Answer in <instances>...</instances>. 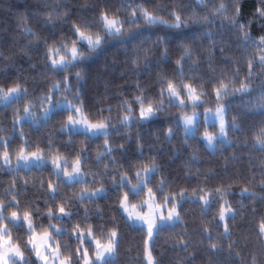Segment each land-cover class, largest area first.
I'll list each match as a JSON object with an SVG mask.
<instances>
[{
  "label": "snow or ice",
  "instance_id": "1",
  "mask_svg": "<svg viewBox=\"0 0 264 264\" xmlns=\"http://www.w3.org/2000/svg\"><path fill=\"white\" fill-rule=\"evenodd\" d=\"M150 3L151 0H119L117 5L113 0H94L89 6L91 15L74 16L75 9L64 0L54 5L42 0L34 17L26 14L19 17L22 39L27 42H18V51L7 56L0 52V58L8 65L15 64L18 57L26 58L28 67L37 76L31 81L23 76L0 78V104L5 108L15 105L11 112V132L20 137L23 145L14 152V136L0 137V160L3 161L0 167L18 173L21 168L29 170L33 163L43 170L50 162L51 170L47 182L41 178L39 183L42 198L27 199L28 181L25 179L21 185L15 175L0 193V264H116L121 243L120 225L113 216L109 227L100 212H97L99 222L92 220L87 206L100 198L114 197V211L124 223L146 233L144 264H159L151 243L165 227H183L181 238L173 246L188 250L187 225L182 215L183 206L188 202L198 201L203 214L218 205V212L203 229L209 241L213 240V224L223 238L231 236L229 220L236 217L227 199L234 195L231 186L221 183L209 187L206 176L204 187L197 185L190 194L185 187L177 193L172 187L174 182L164 176L163 166L151 149L145 155L139 130L176 108L177 114L170 115L166 140L171 141L181 130L183 147L192 148L195 154L200 146L212 152L217 151L218 146L221 149L232 147L235 141L229 138L230 133H243L245 149L250 145L251 151L264 153V81L252 108L229 120L230 98L251 96L256 92L252 86L254 69L257 65L264 68V0H259L251 18L243 22L240 0H219V3L218 0H207V3L195 0L193 5L183 9H150L146 7ZM185 12L191 15L186 16ZM27 23L32 27H27ZM257 23L262 33L258 40L251 32L252 25ZM226 30L236 37L240 51L239 58L225 57V64L235 63L236 70L232 72L226 67L217 73L209 59L207 73L186 72V66L200 68L204 65L203 41L211 40V47L215 49L214 37ZM153 34L157 39L152 47H147L145 42ZM112 43L124 45L128 53L124 60L125 71L121 73L124 81L115 92L116 115L112 116L111 98L107 109L101 107L95 114L88 110L85 115L88 106L83 99L82 86L88 82V61ZM219 51L223 54L225 49L221 47ZM241 58H246L247 63L243 79L240 78ZM38 77L43 78V84ZM37 102L39 112L35 110ZM64 113H67L66 118L57 121L60 133L79 132L86 141L102 139L103 142L97 144L94 162L103 163V170L89 166L93 158L87 154V142L75 151L71 160L72 153L59 155V146L54 153L52 141L47 151L38 142L35 151L28 150L31 143L25 139L24 122L38 119L47 122ZM246 117L258 119L247 127ZM133 128L137 141L134 156L128 148ZM121 134L125 136L124 142L114 145V135ZM189 141H194L196 147ZM69 147H72L71 141ZM105 160L108 163H104ZM261 170L264 172V166ZM157 175L161 177L159 180H156ZM199 175L197 171L196 176ZM77 185H82L79 192L68 195L65 190ZM261 189L264 190V184ZM247 192L249 189L244 188L241 195ZM253 215H256L255 210ZM221 226L223 231L219 232ZM21 230L26 240L19 234L14 235ZM63 237H67L69 244L62 243ZM256 238L259 254L252 252L247 258L233 252L237 247L235 241L229 243L228 252L236 264H264V215L260 217ZM71 241H77L74 250ZM221 250L218 243L209 244L211 253Z\"/></svg>",
  "mask_w": 264,
  "mask_h": 264
},
{
  "label": "trees",
  "instance_id": "2",
  "mask_svg": "<svg viewBox=\"0 0 264 264\" xmlns=\"http://www.w3.org/2000/svg\"><path fill=\"white\" fill-rule=\"evenodd\" d=\"M57 2L58 0H48V3L53 5ZM93 2L94 0H64V3L75 9L74 16L91 15L89 6ZM113 2L117 5L119 4V0H113ZM194 2L195 0H151V3L146 5V7L150 9H163L167 7L183 9L193 5ZM205 3H207V0H205ZM41 4L42 0H0V52H3L4 56H7L10 52L18 51V42H27L22 39V25L20 24L19 17L25 14L28 17H34L36 14L35 10ZM240 4L242 6L241 20L243 22L251 18L252 13L259 6V0H240ZM63 11L64 9H61V12ZM41 15L46 16L47 13H41ZM185 15H191V12H185ZM26 26L32 27V24L27 23ZM153 31L158 32L162 30L153 29ZM251 32L258 40L262 34L259 23L252 25ZM214 38L216 40L215 49L211 47V40L205 39L203 41L204 65L200 68H193L190 65L186 66V72L189 74L207 73L209 70L207 61L209 59L212 60L211 66L217 69V73L224 71L226 67L232 72L236 70L235 63L228 62L227 65L225 64V57L227 56L239 58L238 53L240 49L237 47L236 37L230 31L226 30L222 34L217 33ZM156 39L157 36L155 34L151 35L150 39L145 42L146 46L152 47V43ZM221 47L225 49L223 54L219 51ZM213 51H215L214 57L212 56ZM252 51L258 55L255 49ZM127 54L124 45L112 43L103 53L94 56L88 61V82L82 86L83 99L88 106L85 110V115H87L88 110H91L95 114L101 107L107 109L109 107V98H111V106L113 108L112 116L115 117L117 102L115 92L117 86L124 81L121 73L125 71L124 60ZM36 60L38 61L39 57H36ZM246 72V58H241V79L244 78ZM261 73H264V68L257 65L254 69V82L252 85L257 89L256 92L251 96L241 97L237 95L234 98H230L229 120H231L233 115H240L245 110L252 108L254 98L259 97L261 81H264V76ZM3 75H9L13 79L17 76H23L24 79L31 81L33 76H37V73L28 67L26 58L18 57L16 63L13 65H8L5 59L0 58V78ZM145 78H147V74ZM38 79L41 84L44 83L43 78L38 77ZM52 82H55V80ZM129 82L131 83V81ZM165 107H168L167 104ZM14 108L15 105L9 108L0 105V129H3V131H0V137L5 135L14 136L12 149L15 152L23 145L21 144L20 137L11 132V112ZM35 110L39 112L38 102ZM177 111L176 108H171L170 114L165 113L158 120L140 128L139 135L144 142L145 155L147 156L151 149L152 154L157 157L159 164L163 166L164 176L174 182L172 187L177 193L185 187H187L189 194L197 185L204 187L206 176L208 177L207 184L209 187L218 186L221 183L225 187L231 186L234 195L227 199L230 200L231 205L234 207L236 217L234 220H229L231 236L228 239L219 235L215 224H213V240L209 241L203 235V229L209 226V221L212 216L218 212V205L209 209L207 214H203L198 201L185 203L182 215L187 225L188 250L184 251L179 247L173 246L181 238L183 227H177L175 229L165 227L151 243V249L155 259L159 261V264H236L234 257L230 256L228 252V245L231 241H235L237 245L233 249L234 253L240 252L246 258L252 252L259 254L256 231L260 217L264 215V190L261 189V185L264 184V172L261 170L262 166H264V153L251 151L250 145L248 149H245V137L243 133L234 135L230 133L229 138L235 141L232 147L224 146L221 149L218 146L217 151L212 152L200 146L199 151L194 154L192 148L185 149L183 147V132L181 130L176 132V135L171 141L165 139V132L169 123H171L170 115L175 116ZM66 115L67 113H64L63 116L54 117L47 122L39 119L35 122H24L23 131L27 134L25 139H28L31 143V147L28 150L35 151L38 142L47 151V145L49 141H52L53 152L55 153L57 146H59V155L64 156L67 153H72L69 156L71 160L75 157V151L84 147L85 142H87V154L93 158L89 161V166L93 170L97 168L103 170V163L96 165L94 162L97 144L102 143V139L86 141V137L80 133H60L58 131L60 125L57 121L65 119ZM104 115H108L107 111H105ZM245 119L248 122L246 126L251 127L253 121L257 120L258 117H246ZM16 132L18 133L19 129ZM135 134L136 129L133 128V139L128 145L129 153L133 156L136 154L137 141ZM124 140L125 136L123 134L114 135V145H118L124 142ZM69 141H71L72 147H69ZM189 143L193 147H196L194 141H189ZM194 155L195 159H193ZM14 159L15 156H13ZM142 162L146 163L147 161ZM104 163H108V161L105 160ZM0 166H2L1 160ZM50 170V166H45L43 170L38 168L29 170L20 169L18 173H12L7 167H0V193H3L15 175L17 182L21 185L27 179V199L42 198L39 183L41 178L45 180V183L47 182L48 172ZM197 171L200 173L199 176H196ZM160 178V175H157L156 180ZM80 187L82 185H77L75 188H68L65 191L68 195H71L74 191L78 193ZM244 188H248L249 192L241 195ZM198 195L199 193H197ZM115 203V198L112 197L111 199L100 198L95 203L88 204L91 219L99 222L100 216L97 215V212H100L110 227L112 217H116L121 231V243L116 264H144L143 247L144 240L147 238L146 233L128 227L124 223V220L120 218L119 213L114 211L113 204ZM80 207L81 209L83 208V206ZM253 210H255L256 215H253ZM45 224H47V221H45ZM222 231L223 228L221 226L219 232ZM17 234L23 236L25 240L27 239V236L22 230L14 233V235ZM202 240L203 243H201ZM212 242L218 243L222 250L211 253L209 251V244ZM62 243L65 245L69 244L67 237L62 238ZM76 245L77 241H71V248L73 250Z\"/></svg>",
  "mask_w": 264,
  "mask_h": 264
},
{
  "label": "rangeland",
  "instance_id": "3",
  "mask_svg": "<svg viewBox=\"0 0 264 264\" xmlns=\"http://www.w3.org/2000/svg\"><path fill=\"white\" fill-rule=\"evenodd\" d=\"M0 105H2V104H0ZM27 121H31V120H26L25 122H27ZM77 133H79V132H77ZM1 163H2V165H3V161H2V160H1ZM15 164H16V160L14 159V160H12V166L14 167ZM45 166H50V162H49L48 165H45ZM45 166H44V167H45ZM32 168H37V167L35 166L34 163L30 165V169H32ZM21 169H22V170H25V169H23V168H21ZM145 210H147V209H145Z\"/></svg>",
  "mask_w": 264,
  "mask_h": 264
}]
</instances>
